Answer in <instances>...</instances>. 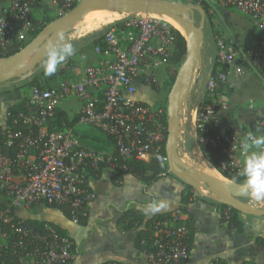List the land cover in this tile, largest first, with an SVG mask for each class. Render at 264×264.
<instances>
[{
	"label": "built area",
	"instance_id": "built-area-1",
	"mask_svg": "<svg viewBox=\"0 0 264 264\" xmlns=\"http://www.w3.org/2000/svg\"><path fill=\"white\" fill-rule=\"evenodd\" d=\"M46 0H0V56L28 40L33 12ZM62 14L80 0H47ZM215 8L232 7L248 16L256 29L255 42L243 47L216 36L217 71L205 82V93L248 68L264 82V0H181ZM140 15V16H138ZM177 30L159 15H125L120 26L103 30V46H97L103 60L84 68L80 80L68 79L50 87L32 85L13 124L2 133L0 148V264H69L74 257L71 240L55 228L26 224L18 209L30 211L45 201L67 208L70 220L78 224L87 216L96 194L89 188L88 168L110 165L115 172L119 160L148 161L160 152L167 126L163 108L134 97L139 78L159 83L160 70L168 65L176 46ZM74 94L81 101L79 122L109 136L113 154L81 148L69 131L48 130L59 102ZM217 101L202 99L193 109L195 140L199 145H220L223 160L219 170L228 176L250 175L256 167L248 157L244 139L233 130H222ZM7 116H11L7 112ZM255 140V136L249 137ZM166 160V156L162 157ZM233 181V180H230ZM200 194L193 189L190 201L175 208L169 217L153 222L142 254L152 264H185L190 255L186 218L191 203ZM230 206L220 212L222 225ZM13 237H12V236ZM103 264H121L115 260ZM206 264H228L211 258ZM246 264V263H242Z\"/></svg>",
	"mask_w": 264,
	"mask_h": 264
},
{
	"label": "crops",
	"instance_id": "crops-1",
	"mask_svg": "<svg viewBox=\"0 0 264 264\" xmlns=\"http://www.w3.org/2000/svg\"><path fill=\"white\" fill-rule=\"evenodd\" d=\"M42 4L44 7L55 8L47 0ZM104 19L101 18L102 26L108 21L107 18ZM90 29L92 33L95 31L94 28ZM74 37L84 36L76 32ZM88 37L72 44L70 53L64 54L69 59L67 69L70 79H82L86 66L99 64L103 60L101 53L96 51L97 46L87 40ZM215 53L201 55L198 72L191 84L188 99L196 98L197 104L202 99L222 104L219 107L222 130L229 129L238 133L244 139L248 157L252 161L262 160L264 163V82L246 68L243 73L219 84L214 92L206 94L205 82L219 68ZM172 64L174 65V62L170 60L167 66L173 67ZM163 74L166 72H160V76ZM28 96L29 90L24 89L0 93L2 133L7 126L13 124L14 120V117L7 116L8 108ZM157 96L153 90L143 87H139L134 95L136 99L153 105H158ZM80 108L81 101L74 94L63 98L57 106L55 116L46 127L48 130L69 131L81 148L107 155L113 154L115 152L113 140L92 126L78 121ZM193 109L194 107L191 108L188 133L191 140H188L187 144H191L189 141L195 143ZM57 111L64 113L69 119L74 120L76 117L78 119L71 127H65L62 123V128L57 129L61 126L56 121ZM250 136H255V140H251ZM196 148L198 153L203 155L198 145ZM2 150L5 153L10 152L6 148ZM256 169V172L264 173V168ZM99 172L98 176H89V188L96 196L89 204L87 216L82 223H73L61 208L44 203L34 205L30 211L18 209L17 216L24 222L25 218L45 222L42 226L33 224L37 228L53 225V228L58 227L62 230L72 242L74 257L69 264H103L112 260L121 264H152L137 248L138 235L149 219L156 216H161L160 218L170 216L171 212L181 204L186 183L169 173L145 186L139 178L130 173L115 178L113 167L110 165H103ZM204 197L206 199L194 200L189 208L190 216L186 221H190V255L185 264H206L211 258H220L228 264H264V246L256 242L257 236L264 238V220L250 231L241 214L246 231H228L220 222L221 216L216 201L208 196Z\"/></svg>",
	"mask_w": 264,
	"mask_h": 264
},
{
	"label": "water",
	"instance_id": "water-1",
	"mask_svg": "<svg viewBox=\"0 0 264 264\" xmlns=\"http://www.w3.org/2000/svg\"><path fill=\"white\" fill-rule=\"evenodd\" d=\"M95 12H118L124 15L155 14L174 19L184 30L185 56L177 68L167 94V136L165 142L168 172L192 186L199 194L229 205L243 213L264 215V208L254 207L243 199L246 191L256 182L222 180L203 171L191 168L178 153L183 107L188 98L193 71L200 64L207 22L203 7L181 0H80L73 8L46 23L41 30L15 53L0 56V88L29 79L48 62L61 38L77 28L83 20ZM199 16L196 23L195 15ZM208 189L210 194H205Z\"/></svg>",
	"mask_w": 264,
	"mask_h": 264
},
{
	"label": "rangeland",
	"instance_id": "rangeland-1",
	"mask_svg": "<svg viewBox=\"0 0 264 264\" xmlns=\"http://www.w3.org/2000/svg\"><path fill=\"white\" fill-rule=\"evenodd\" d=\"M34 13H35L34 14L35 18H39L46 23L47 20L59 16L61 12L59 10H56L55 8L45 6L38 12H34ZM208 13L210 14L212 25L207 26V23L205 22L204 39L201 49V55L202 54L207 55L208 53H215L216 36L222 38L227 43H235L243 47L249 46L253 44V42H255L254 38L256 34V29L253 26L248 16L240 13L239 11L235 10L232 7H226V8H218V6H216L215 8L209 7ZM124 16L125 15L116 14V17L112 18L111 21H109L108 20L109 18L106 17L109 23L103 26H102L103 21H101V19H95L96 17L93 16L92 19L94 20H91L83 24L79 30H78L79 28L78 26L77 28L66 33L57 44L55 51L49 56L48 62L40 69V71L41 70L42 71L38 75L37 78L38 82L40 84H43L44 82L45 84L56 85L60 82H65L66 80L70 79L67 69L69 66V59L68 57L63 55L70 53L73 47L72 44H75L79 40L81 41L84 40L85 37L90 36L91 34H96L101 32L107 26L110 25L120 26ZM195 20L196 23H198L199 16L197 14L195 15ZM100 26L101 28L99 29ZM90 28H94L95 31L92 33V29ZM175 28L179 29L176 25ZM76 32H80L81 35L84 37L75 38L74 35ZM58 54H60L61 57L58 56ZM184 56L181 57L178 65L177 62L174 61V65L172 64V66L174 68L176 67L178 68L180 63L184 59ZM198 66L199 65H197L193 71L194 73L191 84H193L195 76L197 75ZM169 69H173V68L171 66H165L161 68V70L159 71L163 73L166 72V74L161 75V80L158 83L159 84L158 86L159 91L157 93L158 104H163V103L167 104V94L172 85V80L166 83V80L168 79L167 78L168 73L171 72V70ZM196 104H197L196 98L194 100L193 99L189 100L187 98L185 106L183 107L182 119L179 122L180 130H181L179 136L180 145L177 148L179 156L191 168L203 171L205 173H208L212 176H215L225 181L231 180L223 176L219 172V169L215 168L208 161L207 158H204L203 155L198 153V150L196 148V145L198 144L196 140H194L195 143L193 141H189V143L191 144H187L188 140H191L189 139V135H188L189 125H190L189 124L190 115L192 114L191 108L195 107ZM247 177L252 178V181L250 182H256V184H261V186L253 185L252 187H250L246 191V196L244 197L243 200L254 207L264 208V173L255 172L253 174L248 175ZM203 192L205 194H210V191L208 189H204ZM199 196H203V195L200 194ZM216 203L217 206H219V202ZM243 216H244V220L247 223V226L250 228L249 229L250 231H252V228H254L255 226H258V224L261 223V220H264V215L243 213Z\"/></svg>",
	"mask_w": 264,
	"mask_h": 264
},
{
	"label": "trees",
	"instance_id": "trees-1",
	"mask_svg": "<svg viewBox=\"0 0 264 264\" xmlns=\"http://www.w3.org/2000/svg\"><path fill=\"white\" fill-rule=\"evenodd\" d=\"M42 8H44L42 2H38V4L36 5V8H35V11L38 12ZM203 8H204V10L206 12V16H207V22H206L207 26L208 25L210 26V25H212V22L210 19V14L208 13V6L205 5V6H203ZM51 20L52 19L47 20L46 23H48ZM104 20H106V18ZM46 23L43 22L41 19L35 18V16H33L32 26H31V29L29 31V36H28L27 42H29L41 30V28ZM107 23H109V21H106V24ZM102 36H103V30L99 33H96L94 35L89 36L87 38V40L91 41L94 46H103ZM185 43L186 42H185L184 35H182L179 31H177L176 46H175V49H174L172 57H171V60H173V62L174 61L177 62V65L179 64L181 57L184 56V54H185V50H186ZM17 50H19L18 46L14 45L8 49V52L6 53V55L13 54ZM58 56L61 57L60 54H58ZM172 68L173 69H169V70H171V72L168 73V76H167L168 79L166 80V83H168L170 80H172V82H173V80H174V77H175V74L177 71L176 70L177 67L176 68L172 67ZM41 71H38L35 75H33L29 79H25V80L16 82L13 85L0 88V93H3V94L9 93L13 90H19V89L29 90L31 88V86L34 84L41 85L42 87L52 86L50 84H45L44 82H43V84H40L38 82L37 78H38V75L41 73ZM214 73H215V71L213 72V74ZM158 86H159V84H157V83H151L150 84V83L145 81L144 77H141V78H139V83H138L137 89H139V87L149 88V89L153 90L155 93H158V91H159ZM26 100H27V97H24L18 103H15L13 106L9 107L7 112H10L11 116H8V117H15L19 112L25 111L24 105H25ZM144 103L148 104V105L158 106V107L163 108V119H164L165 125L167 126V114H166V107H165L166 104L163 103V104L153 105V104H150L148 102H144ZM57 117L58 118L56 121L59 123V125H61V126H58L57 129L62 128V123L65 124V127H71L73 125V123L76 121V119H78V117H76L74 120L69 119L64 113H62L60 111H57ZM10 123H11V118L9 119V124ZM1 130L2 129L0 127V148L3 149L4 147L2 145V131ZM166 136H167V133L165 134V140L162 143V147H161L160 152L156 155H153L148 161L136 160L134 158H130L127 160L119 159L114 165L117 177H120V175H122L124 173H130V174L136 176L137 178H139L143 182V184L146 186V185H149L151 182L157 181L163 175L169 174L170 172H168L167 162H166V160H164L162 158L163 156H166V153H165ZM199 147H200L203 155L205 156V158H207L208 161L215 168L219 169V163H221V161L224 159L222 154H221L220 145L215 146V147L208 146V145H199ZM8 153L9 152H7L6 154H8ZM252 164H254L256 168L257 167H259L260 169L264 168V163L262 162V160L252 161ZM102 167H103V165H100L98 169L88 168L89 176L100 175L99 171H100V169H102ZM219 172L223 176H225L228 179H231L233 181H237V182H241V183L252 181V178L247 177L248 175L241 176V175L232 174V175L228 176L226 172H222L220 170H219ZM117 177H115V178H117ZM192 196H193V188H192V186L186 184L185 189L183 190L182 197H181L180 206L188 203ZM199 198L206 199L204 196H197L196 197V199H199ZM40 203H44L45 205H48V206L59 207V206H56L53 204H51V205L47 204L45 201H41ZM226 207H227L226 204L219 203V212H222ZM59 208H61L65 213L68 214L67 208H64V207H59ZM189 216H190V214L188 213V217L186 220H188ZM160 217L156 216L155 218L149 219L145 225V228L140 231L138 238H137L138 250L142 251L145 249L144 246L140 242L142 239H147V237L149 236V234L151 232L153 222L155 220L161 219ZM24 220H25L26 224H32V225L35 224V225L42 226V224L45 223L44 221L35 220L33 218H25ZM84 220H85V217L81 218L79 223H82ZM220 222L222 223L221 218H220ZM185 223H186L187 228L189 227L188 228L187 241L190 244V221H188V222L185 221ZM226 223H227L226 228L228 229V231H231V230H236L237 232H245L246 231L244 221L241 217V212L232 208V207H230V209L227 213ZM54 226L56 227V225H54ZM56 229H57V232L59 234L64 235L62 230H60L58 227H56ZM256 242L258 244H262L264 246V238L262 236H257ZM0 259H2V258H0Z\"/></svg>",
	"mask_w": 264,
	"mask_h": 264
},
{
	"label": "bare ground",
	"instance_id": "bare-ground-1",
	"mask_svg": "<svg viewBox=\"0 0 264 264\" xmlns=\"http://www.w3.org/2000/svg\"><path fill=\"white\" fill-rule=\"evenodd\" d=\"M116 14H121V15H124V14H122V13H118V12H108V13H102V12H95V13H92L91 15H89V16H87L84 20H83V22L79 25V27L82 25V24H84L85 22H88V21H90V20H93L92 19V17L93 16H95L96 18L95 19H101V18H106V17H108L109 19V21H111L112 20V18H114V17H116ZM153 15H155V14H153ZM163 18L165 19V20H167L169 23H171L174 27H175V25L179 28V29H177V30H179L182 34H185L184 33V30L182 29V27L179 25V23L178 22H176L174 19H172V18H170V17H168V16H163ZM116 21V20H115Z\"/></svg>",
	"mask_w": 264,
	"mask_h": 264
}]
</instances>
